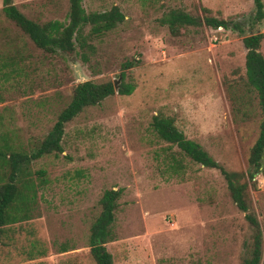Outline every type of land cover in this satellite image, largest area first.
I'll list each match as a JSON object with an SVG mask.
<instances>
[{"label":"rangeland","instance_id":"374dc122","mask_svg":"<svg viewBox=\"0 0 264 264\" xmlns=\"http://www.w3.org/2000/svg\"><path fill=\"white\" fill-rule=\"evenodd\" d=\"M13 3L40 23L66 20L69 9V0ZM82 4L87 12L117 6L125 16L112 30L88 40L93 48L86 49L85 57L37 48L4 16L0 0V51L16 54L22 67L1 90L0 133L28 146L51 128L77 83L135 85L129 95L115 91L85 108L66 123L62 151L32 161V209L27 219L5 227L0 264H96L90 226L106 189H122L115 237L105 244L113 264H241L253 228L232 200L226 180L219 169L192 161L160 139L151 126L155 114L171 117L187 138L247 183L248 210L263 235L264 264V160L253 178L247 161L261 118L255 94L245 83L242 42L251 32L264 35V18L254 21V0ZM174 9L197 23L173 35L163 19ZM207 16L239 28H212L205 23ZM260 51L264 55V36ZM129 60L136 63L125 68ZM36 171L44 172V181L39 182Z\"/></svg>","mask_w":264,"mask_h":264},{"label":"trees","instance_id":"16d2710c","mask_svg":"<svg viewBox=\"0 0 264 264\" xmlns=\"http://www.w3.org/2000/svg\"><path fill=\"white\" fill-rule=\"evenodd\" d=\"M1 8L4 16L14 23L23 34L27 35L37 48L47 53L71 54L86 56V49L93 46L88 42L112 30L125 18L117 6L104 11L87 12L83 7V0H69L66 20H48L37 22L27 17L18 9L13 0H2ZM255 22L264 18V4L262 0H254ZM173 35H178L184 25L197 23L196 18L181 10H171L164 17ZM205 23L212 28H239L238 23L216 17H205ZM89 26L87 32L85 28ZM263 33L251 32L243 36L242 42L246 48L245 54V83L254 92L260 109V123L258 136L250 147L248 155V175L253 178L263 168L264 160V55L260 51ZM19 50L17 49V54ZM16 54H5L0 51V102H3L1 90L12 77L20 74L22 67L17 64ZM136 61H126L125 68L132 67ZM124 74L122 73V76ZM133 83L121 82L118 86L119 94L129 95L133 92ZM115 93L111 81L96 82L85 80L75 85L69 101L57 113L51 128L41 138H36L30 144L23 146L17 143L7 133H0V247L5 227L9 224L27 219L34 202L35 183L31 178L30 165L33 160L45 155H58L62 147L64 128L80 112L89 106L98 105L106 97ZM156 135L175 145L192 161L205 167L219 169L226 180L230 196L236 206L244 212V216L253 228L252 241L249 243L247 256L241 264H260L262 258L263 235L255 215L248 210L247 183L241 181L240 174L226 170L202 146L193 139L187 138L171 117L155 114L151 123ZM177 165L175 164L174 168ZM39 182L44 181L43 171H36ZM122 189H106L99 199L100 212L90 226V253L96 264H113L112 254L105 244L114 240L113 223L118 199Z\"/></svg>","mask_w":264,"mask_h":264},{"label":"water","instance_id":"95a60500","mask_svg":"<svg viewBox=\"0 0 264 264\" xmlns=\"http://www.w3.org/2000/svg\"><path fill=\"white\" fill-rule=\"evenodd\" d=\"M118 86H119V85H117V84L114 82V90H115V91H118Z\"/></svg>","mask_w":264,"mask_h":264}]
</instances>
